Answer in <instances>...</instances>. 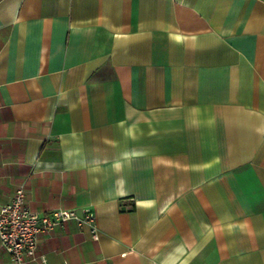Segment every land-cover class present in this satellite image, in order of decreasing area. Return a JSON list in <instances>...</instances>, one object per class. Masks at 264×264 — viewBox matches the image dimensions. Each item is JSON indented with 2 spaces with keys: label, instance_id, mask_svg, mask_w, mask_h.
<instances>
[{
  "label": "crops",
  "instance_id": "crops-1",
  "mask_svg": "<svg viewBox=\"0 0 264 264\" xmlns=\"http://www.w3.org/2000/svg\"><path fill=\"white\" fill-rule=\"evenodd\" d=\"M21 186L95 217L46 264H264V0H0V207Z\"/></svg>",
  "mask_w": 264,
  "mask_h": 264
},
{
  "label": "built area",
  "instance_id": "built-area-1",
  "mask_svg": "<svg viewBox=\"0 0 264 264\" xmlns=\"http://www.w3.org/2000/svg\"><path fill=\"white\" fill-rule=\"evenodd\" d=\"M68 220L89 226L93 240L98 239L95 217L89 208L80 215L65 209L40 214L29 209L23 187H18L11 202L0 207V244L15 264H46V258L37 253L40 237Z\"/></svg>",
  "mask_w": 264,
  "mask_h": 264
}]
</instances>
